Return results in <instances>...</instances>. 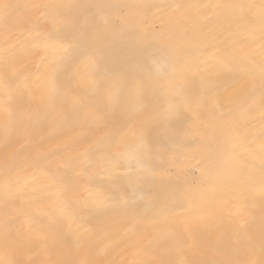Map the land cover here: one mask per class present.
I'll list each match as a JSON object with an SVG mask.
<instances>
[{
  "label": "snow or ice",
  "instance_id": "snow-or-ice-1",
  "mask_svg": "<svg viewBox=\"0 0 264 264\" xmlns=\"http://www.w3.org/2000/svg\"><path fill=\"white\" fill-rule=\"evenodd\" d=\"M0 264H264V0H0Z\"/></svg>",
  "mask_w": 264,
  "mask_h": 264
},
{
  "label": "bare ground",
  "instance_id": "bare-ground-1",
  "mask_svg": "<svg viewBox=\"0 0 264 264\" xmlns=\"http://www.w3.org/2000/svg\"><path fill=\"white\" fill-rule=\"evenodd\" d=\"M19 2H25V3H28V2H43V0H19ZM182 2H190V3L203 2V3H207L208 0H182Z\"/></svg>",
  "mask_w": 264,
  "mask_h": 264
}]
</instances>
